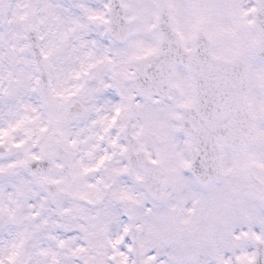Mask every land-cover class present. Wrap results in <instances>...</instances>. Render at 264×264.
<instances>
[{
    "label": "snow or ice",
    "instance_id": "obj_1",
    "mask_svg": "<svg viewBox=\"0 0 264 264\" xmlns=\"http://www.w3.org/2000/svg\"><path fill=\"white\" fill-rule=\"evenodd\" d=\"M0 264H264V0H0Z\"/></svg>",
    "mask_w": 264,
    "mask_h": 264
}]
</instances>
